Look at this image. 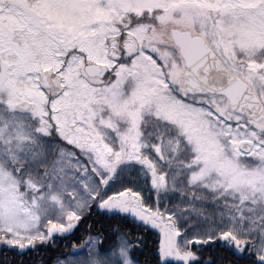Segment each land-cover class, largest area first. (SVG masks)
I'll return each mask as SVG.
<instances>
[{
  "label": "snow or ice",
  "instance_id": "1",
  "mask_svg": "<svg viewBox=\"0 0 264 264\" xmlns=\"http://www.w3.org/2000/svg\"><path fill=\"white\" fill-rule=\"evenodd\" d=\"M0 264H264V0H0Z\"/></svg>",
  "mask_w": 264,
  "mask_h": 264
}]
</instances>
